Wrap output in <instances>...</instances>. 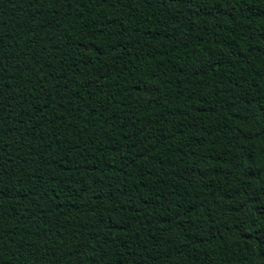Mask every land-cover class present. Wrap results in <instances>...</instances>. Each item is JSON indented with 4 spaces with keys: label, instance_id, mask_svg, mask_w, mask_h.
Listing matches in <instances>:
<instances>
[{
    "label": "trees",
    "instance_id": "obj_1",
    "mask_svg": "<svg viewBox=\"0 0 264 264\" xmlns=\"http://www.w3.org/2000/svg\"><path fill=\"white\" fill-rule=\"evenodd\" d=\"M0 264H264V0H0Z\"/></svg>",
    "mask_w": 264,
    "mask_h": 264
}]
</instances>
